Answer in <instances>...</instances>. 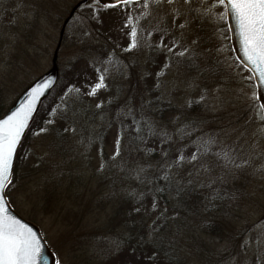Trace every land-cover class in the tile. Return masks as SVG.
I'll return each instance as SVG.
<instances>
[{"label":"rangeland","instance_id":"obj_1","mask_svg":"<svg viewBox=\"0 0 264 264\" xmlns=\"http://www.w3.org/2000/svg\"><path fill=\"white\" fill-rule=\"evenodd\" d=\"M78 1L0 0L4 114L49 70L62 22ZM93 5L77 11L66 28L57 85L18 149L7 203L38 229L54 264H154L149 233L160 224L164 238L174 239L157 264H264V117L250 74L233 56L224 7L218 0L162 8H144L142 0L115 10ZM133 26L139 47L125 51ZM161 40L175 42L177 51L187 48L186 58L158 47ZM101 74L106 87L88 95ZM154 95L169 106L158 121L146 103ZM134 118L167 134L169 163L207 150L201 162L211 172L198 178L205 186H192L186 207L159 205L158 212L167 209L166 222L150 201L158 193L154 179L163 174L156 170L161 157L137 152L127 129ZM70 127L75 133L64 131ZM40 128L47 131L36 135ZM118 136L121 157L113 161ZM140 166L146 171L137 176ZM198 168L190 167L193 176ZM210 180L216 181L211 188ZM217 190L224 199L202 211Z\"/></svg>","mask_w":264,"mask_h":264},{"label":"snow or ice","instance_id":"obj_2","mask_svg":"<svg viewBox=\"0 0 264 264\" xmlns=\"http://www.w3.org/2000/svg\"><path fill=\"white\" fill-rule=\"evenodd\" d=\"M101 0H95V5H99ZM140 0H115L113 4H103L104 9L116 8L120 6H128L134 3H139ZM175 5L178 3V0H143V7L149 8L152 5L156 7H163L164 4ZM192 0H183V4L191 5ZM218 3L224 7V14L221 19L231 15L235 18L237 29L240 36L241 47L247 61L253 66L254 70L258 72L259 79L262 84H264V0H218ZM93 5V7H95ZM99 9H96L98 12ZM179 12V9H176L173 13L174 18L175 14ZM130 24L131 21L129 20ZM127 26V25H126ZM179 27L183 29L184 24H180ZM130 44L125 51H131L139 47L138 40V30L136 27H132L130 31ZM193 44L196 41H192ZM158 47L167 48V52L172 53L174 56L183 59L186 58L188 53L187 48L177 51L178 45H165L163 40L160 41ZM48 85H43L39 88L32 90V95L30 99L22 104L17 111L8 116L7 119L0 121V264H41V261L44 259L41 242L37 237V234L32 231L31 228L27 225L22 224L14 216L9 214L7 208V199L6 193L7 189L12 184V175H13V159L17 150V146L20 143L21 136L24 130L28 126V122L32 117V113L35 111L36 99L41 95ZM105 76L103 74L99 75L98 82L91 88V91L88 92V95L95 96L98 90L105 88ZM159 87V85H157ZM69 92L72 91L70 88ZM79 92V89H76ZM257 97L254 95L253 100H256ZM148 104L151 101L146 102ZM189 102L188 106L191 107ZM102 107L98 104L97 108ZM141 108H144V105H141ZM132 109L129 108V112ZM48 124L53 123L52 120L47 121ZM47 131L46 128H40L36 135H41ZM65 132L71 131L75 133V128H65ZM139 131V129H137ZM262 135H264V130H262ZM152 135H163L166 136V133H157L155 130H152ZM122 136L117 137V147L111 159L116 160L117 157H121V147L120 141ZM199 152V149L197 150ZM207 150L200 153H193L190 157L186 158L182 153L179 154L174 160L170 163L167 158L169 153L163 151L161 153V161L157 163L156 170L162 172L163 174L158 179H161L165 182V186L169 189V196L175 201L174 207L182 206L185 204V197L191 193L193 190L192 186L194 184H199L200 187H204V183L198 178L203 173H210L211 168L209 165L201 162V156L206 155ZM216 156H220V153H216ZM231 156L230 152L223 153V158L228 159ZM247 163V161H245ZM197 172L195 176L190 171L191 168H196ZM152 165H149L151 167ZM224 167H227L225 165ZM237 169L243 168L242 164H235ZM103 166H101L102 170ZM146 170L144 167L140 166L136 169L137 176L141 173H144ZM185 173H187V178H185ZM215 180H210L208 182V187L211 188L215 183ZM155 190L161 193L165 192V188L159 186L155 187ZM217 199H224L223 195H220L218 190L214 193L211 198L205 197L207 201L204 203L202 211H207L216 205L214 201ZM139 211V209H137ZM152 211L158 212L157 205L153 203ZM167 209L159 211V217L165 222L169 217L165 215ZM171 219L175 220L176 217L172 216ZM153 225H156V222L153 221ZM164 227L163 224L156 225L151 227L149 233L153 247L157 249L156 252L150 257L154 261V264H157V256L160 255L161 251L167 252V248L172 246L173 238L165 239L161 229ZM159 233V235H156ZM245 246H248V241H245ZM56 264H60V261L57 260Z\"/></svg>","mask_w":264,"mask_h":264},{"label":"water","instance_id":"obj_3","mask_svg":"<svg viewBox=\"0 0 264 264\" xmlns=\"http://www.w3.org/2000/svg\"><path fill=\"white\" fill-rule=\"evenodd\" d=\"M90 0H81L77 2L69 11L67 17L62 23L61 29L59 31L58 35V41L56 48L53 52L51 63H50V68L49 70L37 78L32 84H30L21 94L20 96L16 99V101L13 103V105L8 109V111L0 118V121L7 119L8 116L12 115L17 109L20 108V106L24 103H26L31 95H32V90L35 88H39L43 85H48L47 89L37 97L36 103L34 105L35 111L32 113V117L28 122L27 128L24 130L20 143L17 146V150L13 159V168H14V163H15V158L16 154L18 152V149L23 141V138L31 126L41 104L49 97L53 89L56 87L57 82H58V76H59V70H58V65H57V59H58V52L60 50L61 44H62V39L64 36L65 28L67 24L70 22L72 17L74 16L75 12L83 5L87 4ZM115 3V0H101L100 4H113ZM226 23L228 27V32H229V39H230V46L233 52V55L236 59V61L250 74L252 77L254 87H255V92H256V97H257V102L259 104V107L262 111L263 117H264V84L261 83L259 79L258 72L254 70L253 66L247 61V59L244 56L242 47H241V41H240V36L239 32L237 29V24L236 20L233 16L229 15L226 17ZM7 208L9 210V214L14 216L17 220H19L22 224L27 225V227L31 228L33 232L37 234L38 239L41 242L42 246V251H43V257L44 259L41 261V264H54V257L49 251L47 245L45 244L44 240L42 239L38 229L33 226L32 224L27 223L24 221L21 217H19L8 205L7 203Z\"/></svg>","mask_w":264,"mask_h":264},{"label":"trees","instance_id":"obj_4","mask_svg":"<svg viewBox=\"0 0 264 264\" xmlns=\"http://www.w3.org/2000/svg\"><path fill=\"white\" fill-rule=\"evenodd\" d=\"M129 6H131V5L120 6V7L125 8V7H129ZM120 7L108 8V10H115L117 8H120ZM171 39L172 38L169 37V39H167V41H171ZM151 102L154 105V107L156 108L157 114L160 116L156 120V121H158L160 118L163 117V110L169 109V106L166 105L167 106L166 107L165 105H163V102L161 100H159L158 96H155V95L152 96ZM3 115H4V112H2L0 110V118ZM154 125H155V123H154ZM127 129L130 132L131 138L133 139V144L135 145V149H137V152L140 154L144 153V155L147 159L157 160L158 158L161 157V153L163 151H167L169 146H170L169 140L165 136H163V135L153 136L152 130H154V128L150 127L147 123L143 124L140 118H134V119H131L130 121H128ZM137 129H139V131H137ZM28 135H29V131L26 134L24 141H25V139L28 138ZM62 137H65V136H62ZM24 141H23V143H24ZM21 149H20V151H21ZM20 151L17 154L18 157L16 158V162H15L16 166H18V163H20L19 162ZM184 153H186V152H184ZM157 177H159V175ZM157 177L154 179L153 186L154 187L159 186L161 188H165V192L164 193L158 192L156 194V196L151 198V200H150L151 203H155L157 205V207L159 205H161L162 203L169 204V205L171 203V206L174 207L175 201L170 198V196L168 194L169 189L165 186V182L161 179H158ZM14 178H15V173L12 177V183L14 182ZM192 191L189 195H187L188 197H193L194 192H192ZM162 199H163V201H162ZM177 207H186V199H185L184 205L177 206ZM157 219L161 220L159 215H157Z\"/></svg>","mask_w":264,"mask_h":264},{"label":"flooded vegetation","instance_id":"obj_5","mask_svg":"<svg viewBox=\"0 0 264 264\" xmlns=\"http://www.w3.org/2000/svg\"><path fill=\"white\" fill-rule=\"evenodd\" d=\"M66 31V30H65ZM65 35V34H64ZM63 40H64V37H63Z\"/></svg>","mask_w":264,"mask_h":264}]
</instances>
